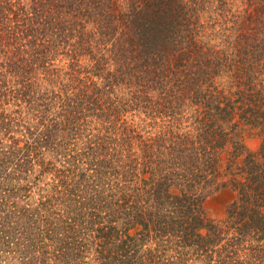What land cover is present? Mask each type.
<instances>
[{
  "label": "trees",
  "instance_id": "obj_1",
  "mask_svg": "<svg viewBox=\"0 0 264 264\" xmlns=\"http://www.w3.org/2000/svg\"><path fill=\"white\" fill-rule=\"evenodd\" d=\"M0 54V264H264V0H0Z\"/></svg>",
  "mask_w": 264,
  "mask_h": 264
},
{
  "label": "rangeland",
  "instance_id": "obj_2",
  "mask_svg": "<svg viewBox=\"0 0 264 264\" xmlns=\"http://www.w3.org/2000/svg\"><path fill=\"white\" fill-rule=\"evenodd\" d=\"M3 57L0 54V62ZM10 97V96H9ZM18 102L14 103V99H11L10 103L5 105L7 108V112L13 114L17 120L21 119V112L25 109L24 105H17ZM19 104H22L20 101ZM26 114L25 112L23 113ZM24 123V121H22ZM26 124V123H25ZM14 134L16 137H20L22 139L25 138L27 134L26 129L22 125H18L14 127ZM0 137L2 135L0 134ZM244 141L246 146L253 151L258 150L261 144V138L258 134L254 133L251 130H247L244 132ZM24 144V141L21 142ZM236 197L235 192L231 188H221L220 190L215 191L210 196H208L204 201V210L205 213L212 219L215 220H224L227 217L228 209L231 203L234 201Z\"/></svg>",
  "mask_w": 264,
  "mask_h": 264
}]
</instances>
